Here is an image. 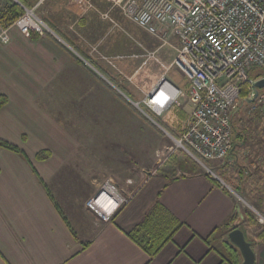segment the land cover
I'll use <instances>...</instances> for the list:
<instances>
[{"label": "crops", "instance_id": "1", "mask_svg": "<svg viewBox=\"0 0 264 264\" xmlns=\"http://www.w3.org/2000/svg\"><path fill=\"white\" fill-rule=\"evenodd\" d=\"M69 1L74 9L85 6ZM115 12H101L98 20L88 17L82 24L101 27L98 42L108 57L122 54L135 43ZM52 20L65 40L73 43L60 22ZM9 37L8 44H0V96L6 98L0 109V141L22 154L0 146V264H241L238 249L227 239L233 229H240L251 243L254 264H264V241L258 239L261 229L237 218V214L243 217V209L232 194L181 150L174 151L156 174L140 179L130 202L109 222L87 210L85 202L96 191L98 178L87 157L95 152L85 145L95 134L92 124L99 126V140L129 137L136 154L141 149L138 114L126 109L116 90L108 86V79L116 81L115 73L99 60L105 76L96 77L72 60L74 55L59 46L61 41L56 38L27 39L15 29L9 31ZM171 56L173 61L175 54ZM115 64L116 72L132 70L128 59ZM163 76L172 88L188 93L186 79L182 84L165 71ZM157 86L153 82L146 87L145 95ZM164 91L170 89L165 87ZM190 109L187 100L178 99L157 119L166 132L179 138ZM150 130L153 143L142 147L149 156L142 162L152 169L157 165L155 151L169 139ZM100 145L105 148V142L100 141ZM237 148L234 146L228 161H239ZM251 176L243 169L246 179L238 183L241 193L252 185ZM253 190L257 207L264 214L262 187ZM257 190H261L258 196ZM156 202L182 225L172 241L149 261L128 233Z\"/></svg>", "mask_w": 264, "mask_h": 264}, {"label": "built area", "instance_id": "2", "mask_svg": "<svg viewBox=\"0 0 264 264\" xmlns=\"http://www.w3.org/2000/svg\"><path fill=\"white\" fill-rule=\"evenodd\" d=\"M13 1L22 13L9 26H0V44H8L11 29L27 39L32 36L58 39L34 12V8L46 0H37L32 8L19 0ZM71 1L89 3V0ZM105 1L119 9L129 22L160 41L162 46L173 47L172 66L189 84L188 93H184L161 80L145 95L143 105L150 115L144 111L143 114L154 124L156 120L152 115L157 118L178 99L187 100L191 106L181 136L172 138L176 148L158 150L156 157L164 160V152L169 156L174 150H181L224 189L233 192L215 173L213 166L207 164L222 162L232 154L233 118L242 104L249 105L250 114L264 118V87L255 89V84L264 80V0ZM163 84L170 92H166L165 105L159 107L153 102V96ZM162 162L145 176L156 174ZM125 194L106 181L95 196L85 202V208L101 221L109 222L135 193L130 197ZM251 210L257 223L264 227V214Z\"/></svg>", "mask_w": 264, "mask_h": 264}, {"label": "rangeland", "instance_id": "3", "mask_svg": "<svg viewBox=\"0 0 264 264\" xmlns=\"http://www.w3.org/2000/svg\"><path fill=\"white\" fill-rule=\"evenodd\" d=\"M19 1L21 2V0ZM28 1L31 2V7L23 2L21 3L27 8L36 6L37 0ZM6 2L14 4L20 9L19 5L14 3L13 0H0V8H2L6 4ZM69 2V0H46L43 4L34 8V12L41 20L44 21V23L50 29L55 32L58 40L61 41L58 42V44H60L59 46L74 55L72 57V60L78 62L79 65L85 68L87 67L90 72L96 77H98V74H103L100 69L101 67L97 62L98 60L102 64H105L106 66L112 68V71H114L115 73V75L113 74V76L116 81L112 80L111 78L108 79L106 81L108 83V86H111L118 92L117 93L115 91L117 96L121 98L124 104L127 106L126 109H128L130 112L138 114L140 121L138 142L141 149H139V152H137L136 154L132 153L131 139H129V137L121 139L119 138L117 140H99V126L95 123L92 124V129L95 130L93 131L95 134H92L90 142L85 144L89 148H92V151L95 152V154L87 155L91 168L95 171V173H97L98 177L95 189L96 191L93 193L92 197L95 196L99 188L106 181L115 184L122 192H124V194L126 193L125 195L127 197H130V195H132V193H136L138 189L136 183L138 184L140 179H143L147 172H150L156 168L155 167L151 169L145 166L147 164L146 162L149 159V156L142 150V147L145 144L153 143V139H151L150 129L159 131L162 134L167 135L169 140H167V144H164V146H162L163 148L175 147L172 140V138L174 137H172V134H169L172 132H166L167 128L163 123H161L160 119H157L152 115L153 119L156 120V123L154 124L143 114L144 112L149 113L147 108L143 105V100L146 97L143 90L146 87H149L153 82L159 84L161 80L166 81L165 76H163L164 71L165 74L168 75V77H176L179 83L185 84L186 80L183 75L175 67L172 66L173 61L171 55L175 54V49L166 45L162 46L161 42L156 38L150 36L143 30L139 29L134 24L129 22L123 16H121L119 10L113 8L108 2L104 0H89V6L84 2L77 3V7H82V5H85L84 8H86V12H83L84 8H80V10L78 8L74 9L70 6ZM68 6H70L71 9H69ZM113 10H116V18L122 20V23L125 24L123 25L125 33H128L135 43H133L130 39L133 49L130 45L127 46L128 48H125L123 50L124 52L122 54L108 57L102 54L103 45L98 42L100 41L98 40V37L101 34L99 32L100 26L91 25L90 27H85V25L83 26L82 24L85 18L89 17V20H98L99 13L102 12L110 14V12ZM103 18H106V16L104 15ZM52 19H55L56 22H60L61 30L67 33L69 38L75 40L73 43L69 42V40L66 41L67 38H65L55 26L53 27V25L50 24V20L53 22ZM92 29H96V32L94 33V30ZM116 33H118V31H116ZM38 39L55 40V38L51 36H47L46 38H33V40ZM171 43L173 46H176V43L174 41H171ZM166 49H171L174 52H168V50ZM127 59L131 61V72H116L117 66L115 63L118 61H125ZM168 60L172 62L169 66ZM119 92L122 93L123 96H120ZM248 109V104H242V106L234 115L233 125L234 128L239 132V134H243L246 139L245 143L237 146L238 148L236 149V154L240 149L238 154L240 159L237 164L241 166L244 165L242 169H246L247 171L252 173V176L250 177V184L252 185L247 187V192L243 190L245 192L244 194H240L233 190L231 187L230 188L233 191L231 192L232 197L239 207H241L243 210L248 209L251 213V209H254L262 214L259 207H257V202H255L254 200L255 196L253 189L256 186L257 188L262 187V203H264V118L258 115L250 114ZM100 141H103V144L105 142V148L103 145H100ZM232 142L234 143V145L239 144V139L235 137L234 134L232 137ZM163 148H159V150H163ZM102 150H104L105 153H100ZM174 151L179 150L176 149ZM156 152L157 150L155 151V153ZM167 155L168 152H164V157L166 159L163 160L162 158H157L155 154L154 156L156 157V164L160 161H163L162 163H160V166L165 164L170 158V155ZM80 157L83 156L81 155ZM224 161L226 160H223L222 162L217 161L214 163H223ZM228 163L232 164V160L230 159ZM80 173L84 174L85 172L80 171ZM231 173L234 176L237 175L236 170L231 171ZM260 192L261 190H257L255 192V195L258 196ZM127 204H125V206ZM121 209H119L114 214V216ZM112 218L110 220H112ZM256 229L259 230L260 227H257Z\"/></svg>", "mask_w": 264, "mask_h": 264}, {"label": "trees", "instance_id": "4", "mask_svg": "<svg viewBox=\"0 0 264 264\" xmlns=\"http://www.w3.org/2000/svg\"><path fill=\"white\" fill-rule=\"evenodd\" d=\"M21 2L27 4L31 7V2L28 0H21ZM22 13L16 5L6 2V4L0 8V26L7 27L12 21ZM51 22V20H50ZM52 24V22L50 23ZM54 27V26H53ZM36 38L32 36L31 39ZM6 104V98L0 96V109ZM233 134L239 139V144L234 146H239L242 143H245V136L239 134V132L234 128ZM0 146L7 148L16 153L22 154L20 150L16 147L9 145L7 143L0 141ZM233 153V152H232ZM234 154H231L227 157L223 163H211L208 162V166L214 164L216 169V174L225 182L226 185L231 187L236 192L241 193V189L238 183H243L245 177H243V166L237 164L236 160L232 161V164L228 163V159ZM236 170L237 175H233L231 171ZM243 217L237 218L248 223L250 227H260L258 234V239L264 241V227L260 226L253 217V214L248 210L244 209L242 214ZM238 219V220H239ZM182 224L178 219H176L163 205L159 202H156L150 210L144 215L142 220L137 224V226L128 233L129 239L136 244L149 258V261L152 260L160 250L170 241L176 231L180 228ZM233 228H237L234 226ZM243 230V229H242Z\"/></svg>", "mask_w": 264, "mask_h": 264}, {"label": "water", "instance_id": "5", "mask_svg": "<svg viewBox=\"0 0 264 264\" xmlns=\"http://www.w3.org/2000/svg\"><path fill=\"white\" fill-rule=\"evenodd\" d=\"M264 87V80L255 84V89H262ZM256 96V95H255ZM227 239L236 249L242 258L241 264H254V252L251 248V243L248 242L243 232L240 229H233L228 233Z\"/></svg>", "mask_w": 264, "mask_h": 264}, {"label": "bare ground", "instance_id": "6", "mask_svg": "<svg viewBox=\"0 0 264 264\" xmlns=\"http://www.w3.org/2000/svg\"><path fill=\"white\" fill-rule=\"evenodd\" d=\"M159 87H160L161 90L159 89L157 94L155 93L157 90L154 92L156 95L154 94L155 96H153V102L157 106L163 107L165 105L166 101H167V98H166L167 94L164 91L166 86L163 84V85H161Z\"/></svg>", "mask_w": 264, "mask_h": 264}]
</instances>
